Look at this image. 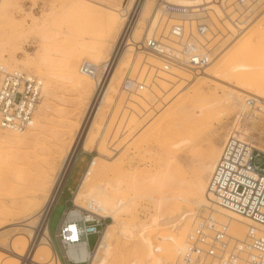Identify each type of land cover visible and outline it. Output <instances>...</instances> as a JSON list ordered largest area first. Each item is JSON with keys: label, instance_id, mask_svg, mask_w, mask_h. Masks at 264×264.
I'll return each instance as SVG.
<instances>
[{"label": "rangeland", "instance_id": "374dc122", "mask_svg": "<svg viewBox=\"0 0 264 264\" xmlns=\"http://www.w3.org/2000/svg\"><path fill=\"white\" fill-rule=\"evenodd\" d=\"M92 1L105 2L109 6L119 4L116 0ZM92 1L2 0L0 3V61L35 74L43 79L44 87L47 88L35 116L38 129L32 130L31 126L26 133L32 139L31 143L8 146L2 137L5 131L0 128V264L8 260L2 253L5 251L3 247L11 239L22 238L23 230L27 233L25 236L29 242H32V234L39 230L42 218L39 216L41 213L31 219L30 216L43 209L56 188V181L64 169L62 159L73 148L79 135L78 152L66 168L70 167V171L66 178H62L64 183L49 219L52 243L57 249L58 260L62 264H70L65 257V248L56 238L64 210L67 206L72 207L73 201L78 207H84L89 192L96 185H103L106 191L101 194L100 201L105 215L111 220H108L101 237L99 246H102V254L96 264L155 263L156 256L152 252L154 244L161 249L158 250V255L162 264H177L179 250L191 229L195 213L203 206L193 204L191 194L178 197L175 191H186L192 187V181L198 176L207 153L218 152L215 148H222L239 110L234 101L228 99L230 94L227 89L222 88L225 84L223 81L229 80L236 85L240 79L238 73L241 72L242 81L248 83L250 90L247 96L260 97V93L264 91V35L262 39L256 38L255 44L251 45L254 29L257 25L261 26V22L264 25L263 9L253 23L241 31L235 30L233 25L234 29L229 31L226 25L231 23L228 21L220 24L222 31L215 39L218 42L216 55L206 70L226 79L212 78L211 81L202 77L194 81L190 90L188 87L187 90L181 89L172 73H160V77L153 78L155 69H152L147 75L151 66L145 65L147 63L138 66L136 56L129 62L120 61L118 64L112 80L113 94L104 101L100 114L95 118V106H99L97 98L93 103L97 89L95 82L87 77L89 85L83 87L76 78L80 75L79 66L84 59L98 62L111 54L113 42L109 22L116 13ZM158 2L162 3L161 0ZM130 3L131 0H122L119 6L127 8ZM139 12L140 10L134 11L135 20ZM159 12L162 17L159 24L161 29L170 16L164 15V10L160 7ZM129 14L119 21L118 33L122 31ZM134 23L128 26L126 35L131 34ZM125 34L114 60L126 48ZM142 34L143 32L138 39L141 42ZM243 41H250L246 54L237 50ZM237 42L241 43L236 46ZM232 52L239 57L233 56ZM147 53L151 52L144 50L140 53L141 58L144 56L145 61H151ZM230 53L236 60L231 59ZM102 76L103 72L99 74V77ZM127 76L145 80L148 88L127 95L121 88ZM151 91L152 94L155 93L153 97ZM218 95L227 102L224 108L227 112L222 115L215 105ZM147 96L149 99L153 98L152 102L147 100L153 107L148 105L145 109L147 106L144 99ZM247 96L241 97L245 99ZM178 129L180 133L174 135L173 131ZM212 147L215 148L212 150ZM170 167L172 174L171 171L167 172ZM161 170L164 172L161 173L162 178L159 174L161 179L152 180L154 178L140 176L148 172L154 175ZM138 177L142 181H138ZM208 177L206 174L204 179L207 180ZM8 199L11 202L7 203ZM179 202H182V206L172 216V203L177 206ZM207 205L209 200L206 195L204 206ZM174 214L181 219L174 222ZM227 218L228 221L230 217ZM181 220L186 224L177 225L176 222ZM144 226L159 228L144 232L135 240ZM12 228L17 229L11 231ZM181 231L182 238L176 244L175 236ZM98 237V234L89 236L90 248L95 247ZM165 244L170 249L178 245V250L173 254ZM39 247V241L36 245L33 244L25 264H35L32 260ZM49 259L45 264L56 263L55 257Z\"/></svg>", "mask_w": 264, "mask_h": 264}, {"label": "built area", "instance_id": "2783aa9c", "mask_svg": "<svg viewBox=\"0 0 264 264\" xmlns=\"http://www.w3.org/2000/svg\"><path fill=\"white\" fill-rule=\"evenodd\" d=\"M216 1L222 15L209 4L164 3L167 8L164 15H174L176 19H172V23L167 19L164 28L158 27L139 44L160 60L153 78L176 70L201 74L216 55L218 42L215 39L222 31L220 24L228 21L241 31L264 9V0ZM79 68L87 76L98 77L99 68L89 59H84ZM150 72L149 68L147 75ZM148 86L143 79L127 76L121 88L132 95ZM43 87L40 77L0 61V127L15 132L29 129L42 100ZM245 100L209 178V205L197 209L179 250L177 264H264V105L254 95ZM91 161L93 163V159ZM221 210L245 219L243 237L231 233L228 218L217 216ZM109 219L92 205L78 207L73 201L72 207H66L56 238L65 248L70 264H88L89 257H85L82 247L93 253L97 244L90 248L89 236L98 234L100 237ZM71 226L77 231L76 239L72 237Z\"/></svg>", "mask_w": 264, "mask_h": 264}, {"label": "bare ground", "instance_id": "6f19581e", "mask_svg": "<svg viewBox=\"0 0 264 264\" xmlns=\"http://www.w3.org/2000/svg\"><path fill=\"white\" fill-rule=\"evenodd\" d=\"M92 1V0H91ZM119 2L118 5H115V6H109L107 5V3L105 2H99V1H92V2H95L97 3L98 5H101L103 6L104 8H107L109 9L110 11H113L114 13H116V16L112 17L109 22V32L110 34L112 35V42H113V47L111 49V54L109 56H107V58H105L104 60L102 61H93L99 68V74L103 72V76L102 77H99V74H98V77L97 78H93V77H90V76H87L83 73L80 72V68H79V72H80V75L78 78H76L77 82L80 83L81 86L83 87H87L89 84V79H92L94 82H95V85H96V90H95V93H94V99H93V103L95 102V99L97 98V102L99 103V106L96 107L95 106V109H96V113H95V118L98 114H100V111H101V106L103 105L104 101H106L107 98H109L112 94H113V86H112V80L114 78V75H115V72H116V69L118 67V64L121 62H129L131 61L134 57L137 56V59H138V66H143V64L147 65V66H151L150 69L152 71V69L156 68V67H160V60L159 58L154 55L153 53H147L149 59H151V61H145L146 59L144 58V56L141 58V54L144 50L146 49H142L143 46H139V43H142L145 38L150 35L154 30L155 28H158L159 27V24L161 23V20H162V17L160 16V12H159V7L162 8V10L165 11V5L164 3L167 2V3H178V4H186L188 6H196V5H199V4H209L211 5L210 8L212 7V9H214L215 12H217L218 15H222L221 12H220V9H219V6L216 4V0H161L162 3L158 2V0H131V3L129 4V6L127 8H121L119 5L121 3L122 0H116ZM2 2V0H0V3ZM138 10H140L139 12V16H137V20H135L136 18V15L133 16V13L134 11L137 12ZM167 10V8H166ZM125 11V12H124ZM130 12V14L128 13ZM128 15V20L126 21V23L124 24V27L122 29V31H120L118 33V25H119V21H121L123 18H125L124 16H127ZM161 17V18H160ZM169 17V16H168ZM170 22L172 21V19H176L174 15H171L169 17ZM148 20V21H147ZM135 21V23H134ZM122 23V22H121ZM134 23V26H133V30L131 32V34L128 36V34L126 35V30H128V26H132V24ZM261 26L263 27V22H261ZM227 28H229V31H232V29H234V27H232V24H229V25H226ZM261 26L260 25H257L256 28L254 29V35L252 37L253 41H251V45L252 44H255V39H259V37H261L262 39V36L264 35V29H261ZM236 30V29H235ZM234 31V30H233ZM143 32V41H139V35L140 33ZM233 33V32H232ZM124 34H125V38H127V43L125 44L126 45V48L123 49L122 51L123 52H119V54H117V57L116 59L114 60V57H115V54L117 52V49H119V44L122 40V38L124 37ZM141 37V36H140ZM264 37V36H263ZM264 40V39H263ZM238 41V40H237ZM240 41V39H239ZM259 42V41H258ZM263 42V41H262ZM241 43V42H239ZM239 43L237 42L236 43V46L239 45ZM248 43H250V41H243L242 44H240L239 47H237V50H242L244 53L246 52V48L248 46ZM256 44H257V41H256ZM259 44V43H258ZM257 44V45H258ZM250 45V46H251ZM263 45V44H262ZM236 46L234 48V51H236ZM260 45H258L259 47ZM255 48V46H254ZM257 48V47H256ZM249 49V48H248ZM121 50V49H120ZM245 50V51H244ZM148 51V50H147ZM233 51V52H234ZM248 51V50H247ZM260 50H258L259 52ZM150 52V51H148ZM232 52V54H233ZM240 52V51H239ZM145 53V52H144ZM232 54L230 53V57L232 56ZM246 54V53H245ZM236 55V57L238 58L239 55L238 54H233V56ZM238 55V56H237ZM241 55V54H240ZM244 55V54H243ZM236 57L232 58L231 59H235L236 60ZM136 59V60H137ZM230 59V60H231ZM4 60V59H3ZM114 60V61H113ZM135 60V59H134ZM213 60V59H212ZM234 60V61H235ZM233 61V62H234ZM112 62H113V66L111 67L112 65ZM232 62V63H233ZM212 63V62H211ZM235 63V62H234ZM238 63V62H237ZM211 65V64H210ZM239 66H242V64H239ZM80 67V66H79ZM111 67V69H110ZM236 67V66H234ZM106 69V71H104ZM236 69V68H235ZM241 69V67H240ZM246 69V68H245ZM110 70V71H109ZM244 70V69H242ZM109 71V72H108ZM174 79L178 82V87L181 88V89H186L188 87V90L189 87H192L194 86V81L202 78V77H205V78H208V79H212V78H217V79H221V78H224L222 77L221 75H218V74H215V73H212V72H209L207 70L203 71L201 75L199 74H195L192 76V74L188 71H185V70H176V71H173L171 72ZM238 73V72H237ZM235 73V74H237ZM79 74V73H78ZM243 73H238V76H239V81H237L238 83L236 85L232 84L229 82V80H225L223 81L225 84L222 86L223 89H227V91H229V98L231 101H234L235 103V106H238L239 108L240 107H244L245 105V102H246V98H242L241 96H247V94L249 95L250 94V90L248 89V83L246 82H243L242 81V76ZM87 77H89V79H87ZM226 79V78H224ZM223 79V80H224ZM43 80V79H42ZM212 81V80H211ZM214 81V80H213ZM44 82V81H43ZM217 83V81H214ZM45 86V85H44ZM218 86V85H217ZM45 89H47L46 87H43V93L45 92ZM153 90V88H152ZM155 90V89H154ZM187 90V89H186ZM185 90V91H186ZM216 91V90H215ZM146 93H149V91H146ZM184 93V92H183ZM188 93V92H187ZM150 94V93H149ZM221 94V93H220ZM228 94V93H227ZM143 95V94H142ZM151 95L153 97L154 94H152V91H151ZM222 95V94H221ZM221 95L219 96V99H217V101H215V105L216 107H218V111L219 113H221L220 115L222 114H225L226 112L224 111L225 107H226V100L223 99L221 97ZM44 96V95H43ZM260 97H258V99L260 98V101L261 103L264 105V91H262L259 95ZM137 97V96H136ZM152 97H150L149 99V96H147V99L145 98V103H146V108H148V105L151 106L152 103H148L147 100L149 99L151 102L153 101ZM43 98V97H42ZM130 99V97H128ZM139 98V96H138ZM140 99V98H139ZM138 100V99H136ZM131 101V100H130ZM134 101V99H133ZM139 101V100H138ZM149 101V102H150ZM42 100L40 101L39 105H38V108L41 104ZM92 103V105H93ZM97 103V104H98ZM142 103H144L142 101ZM148 103V104H147ZM131 104V102H130ZM129 104V105H130ZM139 105V103H137ZM213 105V104H212ZM141 107V106H140ZM143 107V106H142ZM153 106H151L152 108ZM101 108V109H100ZM131 108V107H130ZM144 108V107H143ZM132 109V108H131ZM135 109V108H134ZM183 109V108H182ZM138 110V109H137ZM185 110V109H184ZM217 110V109H216ZM38 111V109H37ZM168 111V110H167ZM136 112V111H135ZM160 112V111H159ZM37 113V112H36ZM133 113V111H132ZM90 114V113H89ZM187 114V113H186ZM134 115V114H133ZM200 115V114H199ZM36 116V115H35ZM139 116V115H138ZM164 116V115H163ZM141 117V116H140ZM170 117V115H169ZM92 119V118H91ZM94 120V118H93ZM133 121V119H132ZM130 122H131V117H130ZM90 123V122H89ZM132 123V122H131ZM37 124L38 122L35 120L34 123L32 124V130H37L38 127H37ZM85 124V123H84ZM176 124V123H175ZM181 124V123H180ZM186 124V122H185ZM134 126V125H133ZM84 127V125H83ZM131 127V125H130ZM1 128V127H0ZM124 128H126V124L124 126ZM128 128V126H127ZM136 128V127H135ZM181 128V126H180ZM3 131V134H2V137H3V141L8 144V146H11V147H17V146H20V145H24V144H27V143H31L32 142V139L26 134L28 133V129L24 132H15V131H9V130H6V129H3L1 128ZM186 129V128H184ZM133 131V129H132ZM174 135L176 133L179 134L180 133V129L178 130H175L173 131ZM189 133V132H187ZM1 134V132H0ZM185 135V134H184ZM187 136V135H186ZM80 137V135H79ZM79 137L77 139H75V143H74V146L72 149H70L66 154L65 156L63 157L62 159V165L64 167L63 169V173L58 177L57 181H56V188H54V190L52 191L49 199L47 200L46 204L44 205L43 209H41L40 211H38L36 214L34 215H31L30 216V219L31 217H34V216H37L38 214L41 213V218H42V221H41V224H40V228L39 230L33 232L34 234L33 235V239H32V242L30 243L29 240L27 239V237L25 235H27V233H25V231L23 230V232H21L22 235H24L22 238L20 239H17V240H10L9 244L7 246H4L3 249L5 250L4 253L7 257L8 260H6L4 262V264H25V261L27 260V256L28 254L30 253L31 249H32V246L33 244L36 245V243L39 241V245L41 247L37 248L36 252L34 253V258H33V262H35V264H45V262H47V260L49 259V257H51V259H54L55 257V260H56V263L55 264H62L59 260H58V253H57V249L54 247V244L52 243V236H51V233H50V229H49V219H50V214H51V211L58 199V196L60 195L59 192L62 188V185L64 183V181L62 182V178L64 176V178H66V176L68 175L69 171H70V167L68 169H66L68 166H69V162L70 160H72V158L74 159V155L76 156L77 152H78V148L79 146L77 145L78 142H79ZM190 137V136H189ZM2 142V141H1ZM183 142V141H182ZM4 143V144H5ZM185 143V142H184ZM1 145V144H0ZM7 146V145H6ZM177 146V145H176ZM1 147V146H0ZM173 147V146H172ZM215 148V147H214ZM213 147L211 148L212 150L214 149ZM6 149V148H5ZM14 149V148H13ZM218 150H216L215 148V151H218V152H214V151H210L209 153H207V156H206V159L205 161H203V165L202 167L200 168V171H199V174L198 176H196L195 180L192 181V187H189L188 190L184 191V190H181L180 191H175V193H177L178 197L180 195H184L187 196L191 194V200L193 202V204L195 205H199V206H204V203L206 201V195H207V185H208V181H209V178L211 176V173L213 172L214 168H215V165L219 159V156L221 154V150L222 148H217ZM1 152V151H0ZM2 153V152H1ZM0 153V159L2 160V154ZM76 158V157H75ZM172 161V160H171ZM160 166V165H159ZM169 166H171V162L169 164ZM168 167V166H167ZM166 167V168H167ZM163 168V167H162ZM172 167H170V169L168 168V171L167 172H170L172 174ZM176 168V167H175ZM161 169V168H160ZM24 170V169H23ZM174 170V168H173ZM132 171V170H131ZM150 171V169H149ZM157 171V170H156ZM165 171V170H164ZM158 172V171H157ZM166 172V173H167ZM1 173V172H0ZM43 173V172H42ZM128 173V172H127ZM164 172H159L157 174L154 173V175H150L149 172L148 173H144L140 176H146L148 179L150 178H154L152 180H155V178L157 179H161L162 178V175L161 174ZM169 173V174H170ZM136 174V173H134ZM161 174V178H160V175ZM168 174V173H167ZM165 174V176L167 175ZM208 174L209 177L207 180L204 179V176ZM159 175V176H158ZM37 177V176H36ZM35 177V178H36ZM169 177V176H168ZM171 177V176H170ZM130 178V177H129ZM140 177H138L139 179ZM147 178L145 179L147 181ZM7 179V178H5ZM132 179V178H131ZM137 180V178H136ZM34 181V180H33ZM135 181V180H133ZM138 181H142V178L141 180L139 179ZM180 189V188H179ZM106 191V188L103 187V185H96L90 192H89V196L88 198H86L85 200V206L84 207H89L90 205H92V208L94 210H96L97 212L105 215V210H104V207L102 206L101 204V201H100V197H101V194L104 193ZM40 194V193H39ZM164 195H167L166 193H164ZM39 196V195H38ZM43 196V195H42ZM177 197V196H176ZM208 197V196H207ZM168 198V197H167ZM173 199V198H172ZM188 199V198H187ZM167 200V199H166ZM170 201V199H168V202ZM11 202V200L8 199V202L9 203ZM168 202L166 204H168ZM170 204H171V201H170ZM188 204V202H187ZM161 205V204H160ZM77 206V205H76ZM157 206V205H156ZM166 206V205H165ZM182 206V202H179L177 204V206H173V203H172V207H173V212H172V216H173V213L176 212L177 210H179ZM80 207V206H79ZM162 206L160 207V210H161ZM158 209V208H157ZM12 210V209H11ZM8 211V210H7ZM10 212V211H9ZM7 213V212H6ZM169 214V213H168ZM175 215V219L173 220L174 222L177 221L178 219H181V217H178L176 218L178 215L174 214ZM106 216V215H105ZM182 216V214H181ZM217 216L220 218V219H224L225 217H230V219L228 220V224H229V228H230V231L231 233L236 236V237H243L245 231H246V225L244 224V221L243 220L244 218L242 217H239L237 215H234V214H231L229 212H226V211H220L217 213ZM108 217V216H107ZM169 217V216H168ZM184 217V216H182ZM166 218V216H165ZM170 218V217H169ZM29 219L26 218V220ZM25 220V221H26ZM183 220V218H182ZM179 221V223L176 222V224H181L184 225L186 224V222L184 221ZM109 223V222H108ZM156 223V222H155ZM26 225V224H24ZM29 226H31L29 224ZM174 226V225H173ZM4 227V226H2ZM27 227V226H26ZM1 228V227H0ZM43 228V229H41ZM136 228V227H135ZM156 228H159V227H156V226H144L143 228H139V234L135 236V240H137L136 238H139L141 237L142 233L144 232H148V231H154L156 230ZM167 228V227H166ZM2 229V228H1ZM17 228H12L11 231L15 230ZM41 229V231H40ZM71 229H72V233H73V238L76 239V237L78 236L77 235V231L75 229L74 226H71ZM105 230V229H104ZM16 231V230H15ZM138 231V229H137ZM19 232V231H17ZM104 232V231H103ZM169 233H167L168 235ZM16 235V233H15ZM18 235V234H17ZM103 235V233H102ZM102 235L99 237V241L96 245V248L95 250L93 251V253L89 252L85 247H82V250H83V254L86 255L85 257H89V260H90V263L89 264H96L98 262V258L99 256L102 254V246L100 247L99 244L101 243V237ZM135 235V234H134ZM166 235V236H167ZM19 236H20V232H19ZM14 238V237H13ZM134 238V237H133ZM176 238V244L178 242H180L181 238H182V231L181 233L177 234L175 236ZM31 240V239H30ZM162 240V239H161ZM163 243V242H162ZM173 243H171L172 245ZM38 245V244H37ZM166 245V244H165ZM36 247V246H35ZM168 251H171L172 250V253H176V251L178 250V245H175L172 249L168 248V245L165 246ZM35 250V249H34ZM74 249H72L73 251ZM161 251L160 248H158L157 245L154 244L153 248H152V252L154 253V255L156 256L155 258V263H148V264H162V260L160 259V256L158 255L159 254V251ZM165 250V249H163ZM162 250V251H163ZM174 250V251H173ZM173 253V254H174ZM32 256V255H31ZM30 256V257H31ZM30 260V259H29ZM171 260V259H170ZM176 260V259H175ZM153 261V260H152ZM49 262H50V259H49Z\"/></svg>", "mask_w": 264, "mask_h": 264}]
</instances>
